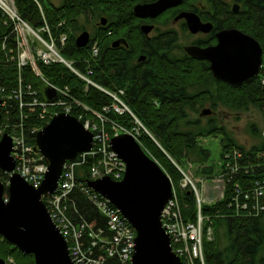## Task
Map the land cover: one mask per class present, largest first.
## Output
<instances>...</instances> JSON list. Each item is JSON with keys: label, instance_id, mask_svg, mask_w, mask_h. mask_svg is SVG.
Segmentation results:
<instances>
[{"label": "trees", "instance_id": "1", "mask_svg": "<svg viewBox=\"0 0 264 264\" xmlns=\"http://www.w3.org/2000/svg\"><path fill=\"white\" fill-rule=\"evenodd\" d=\"M40 1L51 30L56 35L60 30L67 32L66 43L61 48L63 57L71 61L80 73L89 65L92 68L90 80L106 91L116 94L129 111H115L112 106L121 105L111 95L94 84L81 80L64 63H52L49 66L38 64L40 75L58 87L68 88L73 99L72 115L77 116L80 113L83 118L99 123V119L93 114L96 112L105 118L103 126L109 136L117 129H124L135 135L146 153L152 156L170 177L174 188L177 189L185 219H195V199L191 192L181 191L178 187L183 177L172 160L178 165L188 162L195 165V173L201 176L213 173L215 164L210 160V149L201 141L206 137H220V158L234 147L246 153L258 151L263 141L261 130L256 129L254 124L249 125L251 136L255 137L258 143L245 147L236 142L230 132L219 123L217 114L220 113V108L239 113L248 110L249 106H254L261 111L264 119V84H261L259 76L254 81L233 86L212 77L206 67L207 62L188 57L181 46V54H178V57L169 52L177 41V37L170 30L159 33L150 40L144 38L138 27L140 19L133 15L132 9L134 3L146 0H46V5L44 0ZM201 1L181 0L178 6L180 9H190L198 13L200 9L195 3H200V8L202 4H208V9L216 15H225L226 18L222 21L224 27L235 26L255 37L264 53V0H242L243 10L238 14L230 12L229 4L224 0ZM15 4L23 20L34 26L42 22L39 10L32 0H15ZM169 10L159 17L161 23H166L174 16ZM90 13L99 15V23L93 35L89 36V43L79 48L75 45V38L81 31L86 30L79 17ZM101 16L106 17L105 24L100 23ZM214 17L218 23L215 15ZM59 21H63L60 26L57 25ZM181 25L182 32L187 31L186 26ZM4 30L5 28H0V32ZM120 37L126 38L133 54L142 48L148 51L143 66H133L129 54L112 48L115 38ZM94 42H97L99 51L91 58L89 50ZM197 44L202 43L200 41ZM22 75L26 84L38 87L40 76L35 75L29 65L24 67ZM118 89H121L123 94L118 93ZM105 106H110V110L104 111ZM204 107L209 108L211 113L201 116L200 112ZM135 120L139 121L153 138L141 128H138L136 135L138 126ZM81 121L83 122L82 119ZM30 124L41 127L46 123L31 116L27 121V125ZM250 159L254 160L252 154ZM91 162L92 159L87 157L84 164L76 167L78 181L85 182ZM7 176L0 169V179L4 181ZM260 177H264V168L255 169L247 175L238 171L233 180L228 182V189L234 181L249 185L252 178ZM73 197L76 209L87 224L94 229L106 227L104 216L98 213L81 192L76 189ZM229 199L226 194L215 202L201 204V214L208 218L203 229L210 224L215 233L209 241L205 238L202 240L204 263L264 264V210L256 216H233L229 214L232 209L226 207ZM220 229L223 230L221 235L227 240L223 246L218 240ZM8 257L12 258L14 264H34L32 254H23L0 236V258L7 260Z\"/></svg>", "mask_w": 264, "mask_h": 264}, {"label": "built area", "instance_id": "2", "mask_svg": "<svg viewBox=\"0 0 264 264\" xmlns=\"http://www.w3.org/2000/svg\"><path fill=\"white\" fill-rule=\"evenodd\" d=\"M32 1L36 4L42 20L36 26L21 18L15 0H0V28H5L0 32V135L7 133L12 140L11 155L15 167L8 176L15 172L31 186H39L48 161L37 149L35 135L39 126L27 125V121L31 116L39 122L48 120L52 112L54 114L63 111L71 114L73 99L67 87H58L41 76L38 64L49 66L52 63H64L81 80L95 86L97 84L89 78L92 74L89 65L80 73L71 61L63 57L61 48L66 43L67 32L60 30L56 35L51 30L41 1ZM62 23L63 21H59L57 25ZM89 51L91 58L98 54L97 42L92 43ZM262 64L264 69V62ZM27 65L35 75L40 76L38 87L25 83L22 71ZM8 71L11 73H7ZM260 80L264 82V76H260ZM47 87L54 88V99L49 100L45 95ZM105 92L121 104V107L112 106L115 111L122 112L127 108L116 94L106 90ZM51 106L55 109L50 110ZM103 110H110V106H105ZM93 114L97 116L99 123H93L91 119L77 114V118L83 120V127L92 132L91 149L64 163L56 189L45 194L43 202L54 226L65 238L69 256L74 264H132L135 229L106 198L93 191L86 181L76 179L75 169L84 164L87 157L92 159V162L88 167L86 179L109 176L112 180L119 181L126 170L125 162L110 145L112 136L104 129L105 118L96 112ZM262 140L259 151L255 152L254 162L249 159L253 153H246L234 147L227 150L222 158L218 155L213 163L214 171L210 175L201 176L195 173V165L189 162L178 165L172 160L183 177L178 187L181 191L189 190L192 193L197 209L195 219H185L177 189L172 187V197L165 203L160 221L164 232L169 236L172 252L179 256V264H205L202 240L212 239L213 230L210 224L206 231L202 227L201 222L208 221V218L202 216L201 204L215 202L227 194L230 199L226 207L232 209L229 214L233 216H256L264 210V177L252 178L249 185H242L237 181L231 183L230 189L227 185L238 171L247 175L255 169L264 168V130ZM208 180L210 184H215L212 188L217 189L216 199L208 197L210 199L207 200L205 196L203 186ZM76 189L104 216L105 228H92L79 214L73 197ZM8 260L13 262L11 258Z\"/></svg>", "mask_w": 264, "mask_h": 264}, {"label": "water", "instance_id": "3", "mask_svg": "<svg viewBox=\"0 0 264 264\" xmlns=\"http://www.w3.org/2000/svg\"><path fill=\"white\" fill-rule=\"evenodd\" d=\"M180 4L181 0L136 2L132 13L138 18H155ZM238 8L239 4L234 2L232 11ZM178 19L184 20L192 34L209 32L212 28V23L202 22L190 9L178 11L173 21ZM100 23L105 24L106 17L101 16ZM153 27L144 23L140 31L145 35ZM216 34V44L203 47L189 43L184 45V52L188 57L207 60L213 77L230 85H241L258 76L263 53L255 37L235 27L221 29ZM89 39V32L83 30L76 36L75 45L85 47ZM120 42L125 40H115L113 44ZM97 87L103 91L102 87ZM44 93L49 100L55 97L52 87H47ZM210 113L211 110L204 107L200 115ZM141 127L148 134L142 124ZM35 139L38 151L48 161L47 169L39 186H31L15 172L10 174L7 185L0 181V236L23 254H32L34 264H74L66 241L54 226L42 198L56 189L64 163L91 149L92 132L83 127L76 116L62 111L51 116ZM110 145L125 162L124 175L119 181L109 176L86 179V184L106 198L134 227L132 264H179V256L172 252L169 236L160 221L162 209L172 197L170 177L130 132L113 134ZM11 148L10 136L3 133L0 136V169L4 173L15 167ZM0 264L9 263L0 258Z\"/></svg>", "mask_w": 264, "mask_h": 264}, {"label": "rangeland", "instance_id": "4", "mask_svg": "<svg viewBox=\"0 0 264 264\" xmlns=\"http://www.w3.org/2000/svg\"><path fill=\"white\" fill-rule=\"evenodd\" d=\"M53 1L57 2L58 0H53ZM224 1L228 2L229 6L234 3V0H224ZM47 3L48 2L45 1L44 4L46 5ZM195 5H197V7H199V9H200V3H198V4L195 3ZM207 9H208V7H207ZM79 20H80V22L82 24H84L85 29L89 32V36L91 37L93 35V33L96 31V29H95L96 25L99 23V15L97 16L95 13L85 14V15H81L79 17ZM106 22H107V20H106ZM166 23H168L167 24L168 27H171V28L175 29L174 31L176 32L177 41L173 45V47H175L174 55L176 57H178V54L179 55L181 54V47H182L183 44H188L189 42H192V41H194L196 39H199L200 36H202L200 34L199 35L190 34L187 31L182 32L180 21H177V22L174 23V21H172V19H169ZM166 23H162V24H166ZM231 27H235V26H231ZM235 28H237V27H235ZM162 29H164V28H162ZM237 29H239V28H237ZM155 34L156 33H154L152 35H155ZM261 48H262V46H261ZM263 62H264V53H263ZM260 75H261V77L264 76V69L261 70ZM260 82H261V80H260ZM261 84H264V82H261ZM119 100L121 101V99H119ZM121 103H123V102L121 101ZM51 109H55V108L51 106L50 110ZM218 110L220 112L219 114H217V119L220 121L219 123L221 125H223L226 128L227 131L230 132V134L234 137L236 142H239L240 144H242L245 147H248V146H250L252 144H257L258 143L257 139L255 137L251 136V133H250V130H249V125L250 124H254L256 129H259L261 131L264 130V119L262 117L261 111L258 108L254 107V106H249L248 110L241 111L239 113H236V111H231V110H229L227 108H224V110H222L220 108ZM50 119L51 118H49V116H48V120H50ZM48 120H43V122L44 123H48ZM135 124H137V126H138L136 128V130H135L136 131L135 134L137 135L138 128L142 129V127H141V124H140L139 121H135ZM37 126H39V125H36V127ZM41 127L37 128V129L41 130ZM120 131H125V130L124 129L118 130V132H120ZM219 138L220 137H215V138H212V137H208L207 138L206 137V139L201 140L203 145L207 146L210 149V154H211L210 160L213 163L216 162V159H217L218 154H219L218 153L219 144H220V142H218ZM258 151H256V152H258ZM255 155H256V153H253V155H252L254 160H255V158H254ZM250 158H251V155H250L249 159ZM254 160H252L250 162H254ZM7 179H8V176H7L6 180L3 181V180L0 179V181L3 184L7 185ZM213 185H215V184H213ZM213 185L210 184V181L208 180V183L205 186H203L204 187V193H205V196L207 197V200L210 199V198L208 199V197L215 198V199L218 198L216 196L217 189L216 188H212ZM172 187L174 188L173 183H172ZM195 209H196V207H195ZM204 222L203 221L201 222L202 227L204 226ZM213 228L214 227L212 226V230H213ZM219 232H220V234H219V239L218 240H219L221 246H223L224 244H226L227 240H226L224 235H221L223 230L220 229ZM214 236H215V233H214ZM203 263H204V253H203ZM11 264H14V261Z\"/></svg>", "mask_w": 264, "mask_h": 264}, {"label": "flooded vegetation", "instance_id": "5", "mask_svg": "<svg viewBox=\"0 0 264 264\" xmlns=\"http://www.w3.org/2000/svg\"><path fill=\"white\" fill-rule=\"evenodd\" d=\"M146 1H153V0H146ZM140 2V1H139ZM234 2H237L238 4H239V8H238V10L237 11H232V5H230L229 6V8H230V12L232 11L234 14H238V13H242V10H243V8H242V0H234ZM228 3V2H227ZM229 4V3H228ZM207 7H209L208 6V4H202L201 5V8H200V11L197 13V12H195V13H197L198 15H199V17H200V19H201V21L202 22H210V23H212V28L210 29V31L209 32H202V31H199L198 33H194L195 35H202V36H200V38L199 39H196V40H194V41H192V42H189L190 44H195V45H198V46H203V47H206V46H211V45H214V44H216V42H217V39H216V33L218 32V31H221V29H224V28H230V27H224L223 25V23H222V21H223V19L224 18H226L225 17V15L223 14V15H219V14H215L213 11H211L210 9H207ZM168 9H170L169 11H170V14H174V16L175 15H177V12L178 11H180V10H182V9H180L179 8V6H176V7H173V8H168ZM168 9H166V10H168ZM164 12H166V11H164ZM164 12H162L161 14H158L157 16H155V18H150V17H144V18H139L140 19V21H139V23H138V27H139V30H140V25H142V24H150V25H153L154 27H153V29L151 30V31H149L147 34H143L141 31V33H142V36L144 37V38H146L147 40H150L151 38H154V37H156V35L157 34H159V33H165L167 30H170L171 32H172V34L175 36V37H177L176 36V32L174 31L175 29H173V28H171V27H168L167 26V24L168 23H166V24H162L161 22H160V19H159V17L164 13ZM216 16V18L218 19V23H220V25L218 24V23H216V21H215V17H214V15ZM202 15H205L206 17H203ZM173 16V17H174ZM172 17V18H173ZM171 18V19H172ZM172 21H173V19H172ZM177 21H180V25L181 24H184V20L183 19H178ZM177 21H174V23L175 22H177ZM185 26H186V24H184ZM182 26V25H181ZM162 28H164V29H162ZM187 28V27H186ZM158 32V33H157ZM187 32H189L188 30H187ZM154 33H156L155 35H152V34H154ZM190 33V32H189ZM190 34H192V33H190ZM119 39H124L125 40V42L123 43V42H120L119 44H117V45H115V44H112V48H115V49H120L122 52H126L127 54H129V56H130V60H131V62H132V64H133V66H138V65H141V66H143L144 65V63H146V58H147V56H148V51H145L143 48L142 49H140L138 52H136L135 54H133V50L129 47V44H128V42H127V40H126V38H115V40H119ZM114 40V41H115ZM201 41V43L202 44H197V42H200ZM176 43V42H175ZM174 43V44H175ZM188 43V44H189ZM173 44V45H174ZM188 44H183L182 45V48L184 47V45H188ZM172 45V46H173ZM171 46V47H172ZM174 50H175V47H173V48H171V50H169V52H171L172 54L174 53ZM207 63H206V67H208L209 68V73H211V71H210V67H209V63H208V61L207 60H205ZM211 76L213 77V75H212V73H211ZM256 77H258V76H256ZM256 77L253 79V80H251V81H254L255 79H256ZM215 78V77H214ZM216 79V78H215ZM218 80V79H217ZM250 82V81H249ZM245 83H247V82H245ZM244 83V84H245ZM234 85H238V84H234ZM233 85V86H234ZM242 85V84H241ZM118 93H120V94H123L122 93V90L121 89H118V91H117Z\"/></svg>", "mask_w": 264, "mask_h": 264}]
</instances>
